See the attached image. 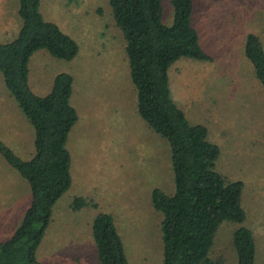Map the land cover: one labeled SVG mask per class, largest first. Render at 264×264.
<instances>
[{
  "label": "rangeland",
  "instance_id": "obj_1",
  "mask_svg": "<svg viewBox=\"0 0 264 264\" xmlns=\"http://www.w3.org/2000/svg\"><path fill=\"white\" fill-rule=\"evenodd\" d=\"M30 2L33 0H25ZM18 0H0V42L16 36ZM163 21L172 20L171 0H161ZM41 14L77 43L70 59L44 48L29 58L27 87L46 93L55 73L72 75L70 102L77 112L67 147L71 185L52 206L36 256L52 264H100L92 218L112 214L129 264H160L161 212L151 202L153 187L173 190L166 140L139 115L124 37L109 0H38ZM191 22L211 60L180 57L168 68L173 100L191 123H203L220 147L216 168L242 178L241 202L264 264V88L242 48L256 33L264 47V0H193ZM0 140L24 158L34 153V128L9 92L0 71ZM81 196L85 202L74 207ZM30 201L27 181L0 154V241L20 222ZM240 223L223 220L209 256L237 264L232 234Z\"/></svg>",
  "mask_w": 264,
  "mask_h": 264
},
{
  "label": "trees",
  "instance_id": "obj_2",
  "mask_svg": "<svg viewBox=\"0 0 264 264\" xmlns=\"http://www.w3.org/2000/svg\"><path fill=\"white\" fill-rule=\"evenodd\" d=\"M20 26L15 37L0 42V71L9 92L34 128V153L24 159L0 140V154L27 181L30 201L20 222L0 241V264H52L36 256L51 219L52 206L71 185V155L67 137L77 120L70 102L72 75L54 74L44 94L26 85L29 58L44 48L70 59L77 52L75 39L46 19L38 0H18ZM115 24L124 37L130 78L136 89V108L147 124L167 142L173 190L153 187L151 202L161 212L162 259L160 264H223L209 256L215 232L223 220L240 223L232 244L237 264L256 263V238L241 202L242 178H231L216 168L219 145L208 138L203 123H191L171 96L168 68L180 57L211 60L191 22L193 0H171L172 20L162 19L161 0H109ZM243 52L264 88V47L248 31ZM85 200L76 196L80 207ZM92 235L100 264H129L122 238L111 213L98 211L92 218Z\"/></svg>",
  "mask_w": 264,
  "mask_h": 264
},
{
  "label": "crops",
  "instance_id": "obj_3",
  "mask_svg": "<svg viewBox=\"0 0 264 264\" xmlns=\"http://www.w3.org/2000/svg\"><path fill=\"white\" fill-rule=\"evenodd\" d=\"M242 48H243V44H242ZM249 226V225H248ZM256 246H257V244H256Z\"/></svg>",
  "mask_w": 264,
  "mask_h": 264
}]
</instances>
